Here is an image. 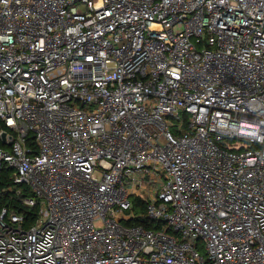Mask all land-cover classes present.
Segmentation results:
<instances>
[{
    "label": "built area",
    "instance_id": "1",
    "mask_svg": "<svg viewBox=\"0 0 264 264\" xmlns=\"http://www.w3.org/2000/svg\"><path fill=\"white\" fill-rule=\"evenodd\" d=\"M4 168L0 264H264V0H0Z\"/></svg>",
    "mask_w": 264,
    "mask_h": 264
},
{
    "label": "trees",
    "instance_id": "2",
    "mask_svg": "<svg viewBox=\"0 0 264 264\" xmlns=\"http://www.w3.org/2000/svg\"><path fill=\"white\" fill-rule=\"evenodd\" d=\"M1 180H0V189H2L5 186H13L14 184L12 183V181L9 178V169L4 168L1 173ZM20 186V185H19ZM18 186V187H19ZM23 191L24 193H27V188L23 186ZM10 196H7L6 193L3 194L2 196V201L5 202L6 199L8 200ZM15 200H13V204L12 206L16 208V210L22 212L25 217H26V223L29 224L34 220V217L36 216L37 213V206L35 207H25L23 206L21 203H19V199L18 198H14ZM135 204L141 205L142 207H140L141 209L144 208L143 204L139 201L134 199ZM129 224H143L146 227H152L151 222H149L148 219L146 218H142L139 216H136L134 218L131 219V221H129Z\"/></svg>",
    "mask_w": 264,
    "mask_h": 264
},
{
    "label": "rangeland",
    "instance_id": "3",
    "mask_svg": "<svg viewBox=\"0 0 264 264\" xmlns=\"http://www.w3.org/2000/svg\"><path fill=\"white\" fill-rule=\"evenodd\" d=\"M134 210H135L136 214H140L143 211V209H141L139 207H135Z\"/></svg>",
    "mask_w": 264,
    "mask_h": 264
},
{
    "label": "water",
    "instance_id": "4",
    "mask_svg": "<svg viewBox=\"0 0 264 264\" xmlns=\"http://www.w3.org/2000/svg\"><path fill=\"white\" fill-rule=\"evenodd\" d=\"M3 136H4V134H3Z\"/></svg>",
    "mask_w": 264,
    "mask_h": 264
}]
</instances>
